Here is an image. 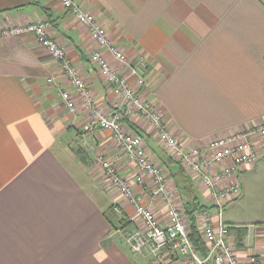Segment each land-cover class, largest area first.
Wrapping results in <instances>:
<instances>
[{
  "label": "crops",
  "instance_id": "crops-1",
  "mask_svg": "<svg viewBox=\"0 0 264 264\" xmlns=\"http://www.w3.org/2000/svg\"><path fill=\"white\" fill-rule=\"evenodd\" d=\"M74 1L102 23L109 41L132 62H146L147 81L139 93L180 143L201 146L264 125V0ZM43 19L86 83L91 106L61 80L58 64L34 38L0 39V264H154L126 243L121 230L132 228V208L102 180L96 155L114 163L161 226L167 224L164 204L149 186L135 184V165L109 132L83 131L90 107L108 115L116 101L90 56L102 52L120 73L126 69L97 48L59 0H0V29ZM60 90L71 93L74 114ZM127 120L161 165L180 210L198 198L213 222L230 226L228 238L240 262L255 254L264 264V147L259 161L234 179L240 196L219 213L205 188L165 153L149 124ZM185 177L191 194L181 190ZM118 202L122 214L112 209ZM166 262L186 264L167 255Z\"/></svg>",
  "mask_w": 264,
  "mask_h": 264
},
{
  "label": "built area",
  "instance_id": "built-area-1",
  "mask_svg": "<svg viewBox=\"0 0 264 264\" xmlns=\"http://www.w3.org/2000/svg\"><path fill=\"white\" fill-rule=\"evenodd\" d=\"M79 24L85 26L91 40L97 48L104 50L115 62L126 69L122 74L112 67L102 52L95 51L90 56L100 72L106 89L116 97L113 109L104 115L98 109L90 107L89 121L83 126L84 132H91L94 127L111 134L120 152L136 169L135 184L149 186L166 208V226H161L154 212L142 205L135 196L127 180L117 173L114 163L102 154H97L94 163L108 178V185L115 187L120 194V201L131 208L128 221L130 230H121L133 253L152 259L154 264H168L166 255L180 257L186 264H259L255 254H249L244 263L240 262L236 249L229 241L230 226L223 222H213L207 209L196 213V225L199 227L203 242L207 245L205 256H200L189 238L188 218L181 212L176 194L170 190L166 174L161 165L149 155L143 139L130 131L123 119L139 118L149 124L156 133V140L167 155L181 169L207 191V199L218 212L227 203L236 200L241 194L237 175L244 167L254 166L260 159V150L264 147V125L256 129H247L232 135L214 138L201 146H186L171 135L165 126L163 115L152 103L139 93L146 85L148 67L145 61L132 62L120 49L112 44L102 23L89 11L82 9L74 0H59ZM48 19L26 25L0 29V39L31 36L43 47L49 57L58 64L60 78L74 88L86 105L91 106L86 83L78 70L67 58L65 47L51 38L48 33ZM133 81V84H131ZM47 82H53L49 78ZM59 98L69 113H75V103L68 91L60 90ZM120 156V155H119ZM119 160V157H117ZM116 159V160H117ZM122 204V203H121ZM120 202L112 209L122 214ZM220 215V214H219Z\"/></svg>",
  "mask_w": 264,
  "mask_h": 264
},
{
  "label": "trees",
  "instance_id": "trees-1",
  "mask_svg": "<svg viewBox=\"0 0 264 264\" xmlns=\"http://www.w3.org/2000/svg\"><path fill=\"white\" fill-rule=\"evenodd\" d=\"M123 121L130 131L134 132L135 134L141 137L139 130L133 124L129 123L126 118H124ZM181 171L184 172L182 169ZM184 180L185 181H183L181 190L186 194H191V186L188 180H186V177L184 178ZM203 208L207 209L208 207L205 204H200L198 198L193 196L190 200L186 201L183 204V211L181 210V212L188 218L190 241L192 242L195 250L200 256H205L207 252V245L202 240L199 227L196 225L195 215Z\"/></svg>",
  "mask_w": 264,
  "mask_h": 264
},
{
  "label": "rangeland",
  "instance_id": "rangeland-1",
  "mask_svg": "<svg viewBox=\"0 0 264 264\" xmlns=\"http://www.w3.org/2000/svg\"><path fill=\"white\" fill-rule=\"evenodd\" d=\"M64 82H66V81H64ZM69 137H71V136L68 135V134H65V135H64V138H65V139H68V141L70 142V141H71V138H69ZM74 146H75V145H72L71 147L74 148ZM99 170H100V169H99ZM100 171H101L102 180H104V181L108 184V178L105 177L103 170H100ZM113 188L115 189V187H113ZM115 190H116V189H115ZM209 210H212V208L209 207ZM109 215H110V216H113L111 213H110Z\"/></svg>",
  "mask_w": 264,
  "mask_h": 264
}]
</instances>
